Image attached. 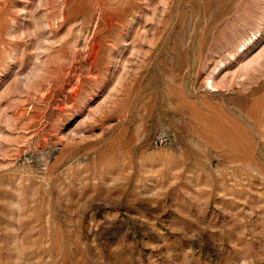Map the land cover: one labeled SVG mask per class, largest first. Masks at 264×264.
I'll return each instance as SVG.
<instances>
[{
    "label": "rangeland",
    "instance_id": "rangeland-1",
    "mask_svg": "<svg viewBox=\"0 0 264 264\" xmlns=\"http://www.w3.org/2000/svg\"><path fill=\"white\" fill-rule=\"evenodd\" d=\"M0 264H264V0H0Z\"/></svg>",
    "mask_w": 264,
    "mask_h": 264
}]
</instances>
